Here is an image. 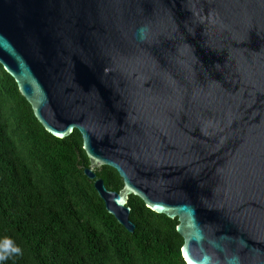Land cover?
Returning <instances> with one entry per match:
<instances>
[{"label": "water", "instance_id": "1", "mask_svg": "<svg viewBox=\"0 0 264 264\" xmlns=\"http://www.w3.org/2000/svg\"><path fill=\"white\" fill-rule=\"evenodd\" d=\"M0 64L126 230L136 195L186 264H264V0H0Z\"/></svg>", "mask_w": 264, "mask_h": 264}, {"label": "trees", "instance_id": "2", "mask_svg": "<svg viewBox=\"0 0 264 264\" xmlns=\"http://www.w3.org/2000/svg\"><path fill=\"white\" fill-rule=\"evenodd\" d=\"M88 164L78 130L47 132L0 64V242L22 249L0 264H186L178 221L130 195L129 232L79 168ZM95 172L109 190L122 187L114 168Z\"/></svg>", "mask_w": 264, "mask_h": 264}, {"label": "clouds", "instance_id": "3", "mask_svg": "<svg viewBox=\"0 0 264 264\" xmlns=\"http://www.w3.org/2000/svg\"><path fill=\"white\" fill-rule=\"evenodd\" d=\"M19 255H22V249L11 239L5 238L3 242H0V262ZM207 261L208 258L206 257L205 264H207Z\"/></svg>", "mask_w": 264, "mask_h": 264}]
</instances>
